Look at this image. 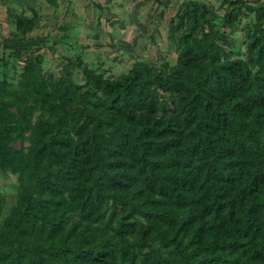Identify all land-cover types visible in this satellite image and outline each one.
Listing matches in <instances>:
<instances>
[{"label": "trees", "instance_id": "1", "mask_svg": "<svg viewBox=\"0 0 264 264\" xmlns=\"http://www.w3.org/2000/svg\"><path fill=\"white\" fill-rule=\"evenodd\" d=\"M33 1L6 7L0 43V177L17 181L8 210L0 193V264H264V1L220 0L219 15L181 0L175 63L119 78L73 56L66 26L30 37ZM50 39L55 79L33 55Z\"/></svg>", "mask_w": 264, "mask_h": 264}, {"label": "rangeland", "instance_id": "2", "mask_svg": "<svg viewBox=\"0 0 264 264\" xmlns=\"http://www.w3.org/2000/svg\"><path fill=\"white\" fill-rule=\"evenodd\" d=\"M160 1L164 5L167 1L171 3L160 7L154 16L156 6L152 0H59L54 9L38 0L39 4H43L42 16L37 21V28L29 36L45 37L46 34H57L58 26H66L71 37L63 43L68 46L69 52L73 56L80 53L84 64L93 69L99 67L107 70V75L113 78H119L126 73L136 59L173 65L176 53L169 45L167 37L171 20L181 0ZM202 1L213 12L222 15L220 0ZM244 1L255 4L264 0ZM16 6L24 7L28 15L31 6L40 8L33 0H0V43L3 37H8L14 30L5 9H15ZM158 13H163L162 17L158 18ZM249 21V17L244 18L234 30L226 31L227 43L222 46L227 60L243 56L245 29ZM50 46L51 39L47 41V48H35L33 55L44 59V75L55 79L63 60L58 61L56 54L52 55L48 48ZM26 58L22 55L23 60ZM8 75L16 76L17 73L9 72ZM16 187L14 176L0 177V193L6 197L7 210L14 203Z\"/></svg>", "mask_w": 264, "mask_h": 264}]
</instances>
